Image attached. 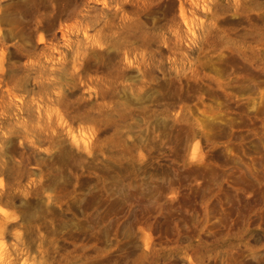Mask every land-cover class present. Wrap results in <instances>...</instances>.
Returning a JSON list of instances; mask_svg holds the SVG:
<instances>
[{
  "label": "rangeland",
  "instance_id": "rangeland-1",
  "mask_svg": "<svg viewBox=\"0 0 264 264\" xmlns=\"http://www.w3.org/2000/svg\"><path fill=\"white\" fill-rule=\"evenodd\" d=\"M0 264H264V0H0Z\"/></svg>",
  "mask_w": 264,
  "mask_h": 264
},
{
  "label": "crops",
  "instance_id": "crops-1",
  "mask_svg": "<svg viewBox=\"0 0 264 264\" xmlns=\"http://www.w3.org/2000/svg\"><path fill=\"white\" fill-rule=\"evenodd\" d=\"M263 163V162H262Z\"/></svg>",
  "mask_w": 264,
  "mask_h": 264
}]
</instances>
